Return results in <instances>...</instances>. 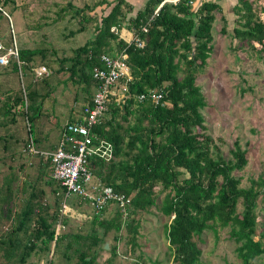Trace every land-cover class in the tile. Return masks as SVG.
<instances>
[{"label": "trees", "instance_id": "16d2710c", "mask_svg": "<svg viewBox=\"0 0 264 264\" xmlns=\"http://www.w3.org/2000/svg\"><path fill=\"white\" fill-rule=\"evenodd\" d=\"M15 1L0 0V53L12 46L16 47L17 53V57L11 56L8 63L0 65V74L12 72L18 79L16 91H4V96L0 97V116H3L0 124L13 121L15 113L29 123L32 118L29 114L39 105L35 102L41 95L38 92L40 86L50 91L51 76L55 73L66 74V80L74 84V100L82 93L80 111L84 107L90 108L98 83L92 77V68L104 67L101 54L118 57L124 53L126 57L121 62L131 77L126 80L125 76H120L115 81L118 87L125 85L124 91L119 90L122 97L109 94L104 111L90 129L92 144L103 143L107 154H93L85 164L101 185L129 197L125 213L123 207L115 205L112 214L106 215L109 205L114 203L110 201L99 212L91 208L87 232L63 230L69 218L60 211L64 188L50 176V160L42 155V152L55 150L58 136L57 142L47 147L48 150L33 152L39 154L35 161L38 170L27 185L28 190L18 209H14L13 216L7 217L9 225L2 229L6 234L0 236V243L6 241L10 249L18 251L15 264H26L30 255L37 251L46 259L44 264H52V255L59 248L70 264L71 261L72 264H96L98 250L102 249L101 244L106 243L110 232L112 238L105 246H108L110 257L116 255L115 243L122 231L128 245L127 255L133 257L131 263L143 264L141 254L134 251L139 246L141 213L151 207H156L168 218L162 229L171 264H199V242H202L199 234L207 230L215 236L224 227H228V237L235 243L240 264H251L263 255L264 233L256 230L257 225L262 226V221H256L260 216L256 208L258 196L262 203L264 201V171L256 178H249L247 186L239 185L241 178L232 171L244 167L246 150L233 141L230 158L224 159L220 155L219 140L216 143L205 132L200 113L205 100L195 82L196 74L206 64L212 48L210 28L214 12L220 14L225 24L220 28L222 34L228 32L232 39L245 41L259 58H264V19L260 18L264 6H259L261 0H236L232 6L234 22L230 29L221 6L212 0H197L194 4L190 0H144L137 7L127 0H83L79 4L72 0H27L49 7L42 9L34 19L24 17L25 29L38 30L67 17L74 21V27L67 29L63 37L85 30L90 32L91 36L82 44L58 57L53 48L49 52L43 47H27L14 41L10 18L4 7L15 9L19 6L25 10L27 5ZM256 6H259L257 12ZM51 7L54 10L48 15ZM29 14L33 11L27 12ZM121 27L130 32L128 41L118 35ZM4 29L9 30L8 41ZM135 40L142 41V45L137 46ZM50 56L55 57L51 60ZM50 63L56 67L53 69ZM35 65H43L46 74L36 75ZM27 76L24 84L21 80ZM152 89H160L164 94L158 104L149 97ZM74 120L73 115H68L60 125L59 135L63 126ZM27 132H30L29 126ZM34 141L29 137L28 142L35 149ZM22 150L27 151L26 146ZM66 199L68 205L75 208L87 204L75 196ZM237 205L240 206L238 212ZM96 227L101 229L100 232ZM56 229L59 230L56 232Z\"/></svg>", "mask_w": 264, "mask_h": 264}, {"label": "rangeland", "instance_id": "374dc122", "mask_svg": "<svg viewBox=\"0 0 264 264\" xmlns=\"http://www.w3.org/2000/svg\"><path fill=\"white\" fill-rule=\"evenodd\" d=\"M72 1L77 4L83 2V0ZM212 1L221 6L223 13L230 6L227 1ZM228 1L233 2V0ZM17 2L26 3L25 10L19 6L15 9L6 6L4 10L10 18L11 34L14 41L23 46L43 47L49 52L50 48H53L54 55L58 57L61 54H69L71 48L82 44L91 36L90 32L85 30L63 37L64 34H67V29L74 27V21H69L67 17L52 24L43 25L38 30L25 29L26 20L24 17L34 19L37 13L49 6L27 0H16L15 3ZM53 10L54 8L51 7L47 12L48 15H51ZM32 11V15H27V12ZM219 16V13L214 12V21L210 28L212 48L206 64L196 74L195 82L200 87L205 100V105L200 109V113L203 117L205 132L212 136L216 143L217 139L219 140L220 155L224 159L230 158L229 149L232 148L233 141L246 150V164L241 170H233L232 174L240 176V186H247L249 178H256L260 172L264 171V58H259L245 41H241L239 38L232 39L231 35L227 34L228 32L222 34L220 27L225 24L219 19ZM231 17L234 18L232 14L228 16V29H230L231 20L229 19ZM119 30L118 35L126 38L127 35H121ZM8 31V29L3 31L7 41L10 39ZM254 46L257 47V44ZM55 56H50L51 60ZM50 66L53 69L56 67L53 63H50ZM66 76L63 73L52 74L50 81L52 89L50 91L47 87L40 86L41 89L38 92L41 95L36 97L35 102L36 105H39L29 114L32 117L29 118V123L22 115L15 113L13 121L0 124V236L6 234L2 229L9 225L10 221L7 220V217L13 216L14 209H18L20 200L25 196L24 192L28 190L27 185L38 170L35 161L39 158V154H30L26 150H22V147L28 145L30 137L32 141L34 139L36 141H34V145L37 152L40 149L48 150L47 147L56 143L60 125L67 116L74 114L73 117H77L80 113L82 93H79L78 99L74 100L75 86L66 80ZM28 78L29 76L23 77L21 81L25 84ZM115 84L110 89L119 92L120 87ZM17 87L16 74L12 72L5 75L0 74V97L4 96V91L14 92ZM46 91H48L47 96ZM44 93L46 94L43 96ZM41 96L43 97L41 98ZM1 118L3 116H0ZM27 126H29L30 132H27ZM30 161L32 164L29 165ZM160 198L161 196L158 197V200ZM115 205L117 204L111 203L105 214L111 215ZM68 207L69 211L64 214L69 218L63 230L75 231L78 229L81 233L87 232L90 229L89 221L92 214L90 206L83 203L75 208L69 203ZM239 210L240 206L237 205L236 211ZM256 211H259L260 214L256 221H262V226L257 225L256 230L264 233V201L263 203L260 201V196L257 197ZM167 221L168 218L164 217L156 207H151L149 211L141 213L137 236L139 246L134 253L141 254L145 261L143 264H171L162 229L163 223ZM96 229L98 232L101 230L98 227ZM58 230L56 229V232ZM227 231L228 227H224L219 229L215 236L207 230L199 234L202 241H198L201 249L199 264H240V259L234 249L235 243L228 237ZM121 234L115 243L116 255L110 257L108 246L105 244L112 238L113 233H108L106 236L108 240L105 244L102 243V249L98 250L96 264H132L133 257L130 254L127 255L128 245L124 242L123 235L125 233L122 231ZM110 242L112 243V241ZM17 253L16 249H10L6 245V241H3L0 243V264H15ZM48 257L50 258V254ZM108 258L109 260L105 261ZM51 260L52 264H70L62 257L60 248L53 253ZM44 262L46 259L37 251L36 254L30 255L26 264H44ZM251 264H264V253L255 258Z\"/></svg>", "mask_w": 264, "mask_h": 264}, {"label": "built area", "instance_id": "2783aa9c", "mask_svg": "<svg viewBox=\"0 0 264 264\" xmlns=\"http://www.w3.org/2000/svg\"><path fill=\"white\" fill-rule=\"evenodd\" d=\"M170 1L174 2L175 0ZM191 2L192 0H190ZM113 29L111 28V30ZM141 29L145 30L144 28ZM135 42L137 46L142 45V41L135 40ZM10 56L17 57L15 46L8 47L4 53H0V65L6 64ZM125 57L124 53L118 57H111L105 53L100 55V61L104 67L92 68V77L98 80V83L92 96L91 107H84L73 122L63 126L55 150L49 153L42 152V155L48 156L50 160V176L64 188V199L60 207L62 213H66L70 209L66 199L69 196H75L78 200L86 201L94 212H99L107 202L112 201L117 206L123 207L122 211L125 213L124 208L129 202V197L113 191L110 186L101 185L92 176L91 168L85 165L88 158L93 154H107L103 143L92 144L90 129L98 122L104 111L108 95L114 94L115 98H121L120 91L125 90V85L120 86L119 92H113L110 87L120 76H125L126 80L131 79L127 68L121 62ZM33 70L38 76L46 74V68L43 65L36 66ZM22 93L25 106L24 87H22ZM149 97L154 104H158L163 100L164 94L160 89H152L149 91ZM139 98H142V95H139ZM26 149L30 153L35 152L31 142L28 143Z\"/></svg>", "mask_w": 264, "mask_h": 264}, {"label": "crops", "instance_id": "0c3cea01", "mask_svg": "<svg viewBox=\"0 0 264 264\" xmlns=\"http://www.w3.org/2000/svg\"><path fill=\"white\" fill-rule=\"evenodd\" d=\"M127 1H129V2H131L132 4H140V3H142L144 0H127ZM223 1H227L228 3H230V6H229V8H227V11L225 12V13H223V11H222V8H220V10H221V13H222V15H224V17H225V19H227L228 20V16H231V14L233 15V12H232V6L234 5V3L236 2V0H233V2L231 3V2H229L228 0H223ZM259 6H264V0H261L260 2H259ZM258 6V7H259ZM258 7L256 6L255 7V11L257 12V9H258ZM264 15V12H261L260 13V18L261 19H264V18H262V16ZM233 17H234V15H233ZM219 19H220V16H219ZM234 18H230L229 20H231V24L234 22V20H233ZM231 24H230V27H231ZM235 24V26H237V24L236 23H234ZM221 28V27H220ZM120 34L121 35H123V36H125V35H127L126 36V38H124V37H122L125 41H128L130 38H131V34H130V32L129 31H127L125 28H123V27H121L120 28ZM76 113H78V112H76ZM72 115H74V114H72ZM71 115V116H72ZM59 136V135H58ZM57 142V141H56ZM39 165H41V164H39Z\"/></svg>", "mask_w": 264, "mask_h": 264}, {"label": "clouds", "instance_id": "9594fccd", "mask_svg": "<svg viewBox=\"0 0 264 264\" xmlns=\"http://www.w3.org/2000/svg\"><path fill=\"white\" fill-rule=\"evenodd\" d=\"M165 1H170V0H165ZM197 1V0H192V4H194V2ZM190 2V1H189ZM120 31V30H119ZM121 37V36H120ZM122 38V37H121Z\"/></svg>", "mask_w": 264, "mask_h": 264}, {"label": "water", "instance_id": "95a60500", "mask_svg": "<svg viewBox=\"0 0 264 264\" xmlns=\"http://www.w3.org/2000/svg\"><path fill=\"white\" fill-rule=\"evenodd\" d=\"M165 1V0H164ZM164 1H162L161 3H163ZM161 5V4H160ZM87 259V258H86Z\"/></svg>", "mask_w": 264, "mask_h": 264}, {"label": "bare ground", "instance_id": "6f19581e", "mask_svg": "<svg viewBox=\"0 0 264 264\" xmlns=\"http://www.w3.org/2000/svg\"><path fill=\"white\" fill-rule=\"evenodd\" d=\"M11 57V56H10ZM8 63V62H7ZM49 70V69H48Z\"/></svg>", "mask_w": 264, "mask_h": 264}]
</instances>
